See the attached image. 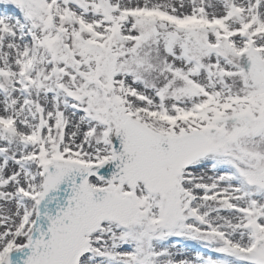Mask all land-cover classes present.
<instances>
[{
	"label": "snow or ice",
	"instance_id": "snow-or-ice-1",
	"mask_svg": "<svg viewBox=\"0 0 264 264\" xmlns=\"http://www.w3.org/2000/svg\"><path fill=\"white\" fill-rule=\"evenodd\" d=\"M0 264H264V0H0Z\"/></svg>",
	"mask_w": 264,
	"mask_h": 264
}]
</instances>
